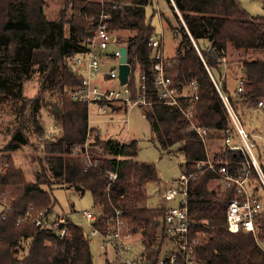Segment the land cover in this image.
Segmentation results:
<instances>
[{
	"label": "trees",
	"instance_id": "1",
	"mask_svg": "<svg viewBox=\"0 0 264 264\" xmlns=\"http://www.w3.org/2000/svg\"><path fill=\"white\" fill-rule=\"evenodd\" d=\"M165 1L170 9V14L163 16L166 30L178 38L175 56L173 60L168 58L171 64L167 71L175 84L196 82L194 118L209 128L207 143L221 142L230 119L204 63L240 122L251 131L264 174V110L256 108L257 100L264 97V16L248 13L239 0ZM152 3L153 0H62L55 18H48L46 0H0V95H12L14 105L21 100L16 127L0 154V264H93L88 233L69 217L62 236L28 220L17 221L29 206L51 211L55 203L52 189L57 186L89 190L93 206L104 215L120 209L131 232L142 237L152 261L158 257L159 218L165 207L146 201L147 185L160 181L156 165L135 160L137 140L120 145L118 138H101L96 132L92 143L102 149L103 155L93 158L95 164L86 166L73 147L81 146L88 130L96 129L88 125L89 103L72 99L68 91L77 88L82 80L75 69V56L86 50V40L92 36L99 15L105 14L115 41L126 46L130 65L127 85L135 96L136 71H147L149 66L148 38L155 28L146 7ZM201 41L207 45L202 46ZM230 50L243 52L237 59H228ZM57 70L60 98L51 101L50 106L60 122V132L52 140L45 138L44 125L36 118L37 96L27 98L24 83L37 76L39 95L45 91L48 77ZM229 74L234 78L230 79ZM229 79L233 86L228 84ZM151 87L155 90L152 84ZM98 103L106 108L113 105ZM144 114L152 132L151 141L168 152L180 153L182 169H192L196 160L206 158L203 142L195 132L184 130L186 119L178 110L157 101ZM253 118L258 120L251 126ZM26 132L43 137L42 155L32 157L38 164L32 181L26 179L11 155L29 141ZM214 155L233 171L249 165L245 150H230L222 142ZM115 170L116 178L110 180L107 171ZM235 195L234 187H223L211 170L199 172L190 181L188 217L191 232L198 238V262L264 264V206L255 220L256 237L251 232H230L225 211ZM92 226L103 231L106 223L97 220Z\"/></svg>",
	"mask_w": 264,
	"mask_h": 264
},
{
	"label": "built area",
	"instance_id": "2",
	"mask_svg": "<svg viewBox=\"0 0 264 264\" xmlns=\"http://www.w3.org/2000/svg\"><path fill=\"white\" fill-rule=\"evenodd\" d=\"M106 17L105 14L99 15L92 36L86 41V50L75 56V69L82 76V80L77 88L69 89L70 97L88 103L118 101L124 103L127 110L138 107L143 112L158 101L175 108L183 115L186 119L184 130L195 132L206 150L205 159L196 160L192 169H182L177 178L158 191L157 203L165 207V213L159 218L160 250L154 262L148 251H145L142 237L135 236V233L131 232L120 209L115 208L110 216L104 215L101 210L98 211V214L92 210L82 212V216L90 222L91 233L101 234L103 247L112 250L114 258L108 260V264H202L197 261L195 255L198 238L192 234L189 226L188 197L190 181L203 170H211L223 187H234L236 195L229 199L225 211L228 231L251 232L256 237L255 220L264 206V174L257 161L255 142L251 138V131L245 128L230 107L227 95L221 90L220 84L215 81L208 66L204 63L207 75L217 87L230 119V124L222 136V144L230 150L242 149L246 151L249 165L242 170H231L220 156L216 157L214 152H209L207 148L209 128L201 125L194 118V105L198 98L197 84L195 81L175 84L173 77L167 71V66L171 64V61L163 55L164 34L162 28L159 32L154 31L148 38L149 66L147 71H136V92L132 97V91L127 85L128 80L126 83L120 84L118 79L119 47L124 44L115 41L114 34L107 28ZM109 45H113L114 48L107 52ZM102 53L105 56L110 55L116 58L118 64L116 67H111L108 72H103L99 79L100 81L102 79L103 81L115 80L119 87L108 85L101 87L99 80H91L92 75L100 71ZM151 84L155 90H152ZM240 90L241 87L238 88V91ZM98 107L102 108L101 105ZM104 107L103 105V109ZM256 108L264 110V97L257 100ZM87 140L88 136L81 146L75 144L73 150L79 149L84 153V144ZM118 140L120 145L127 143L122 138ZM89 151L90 149L85 152V155H80L86 166L96 163ZM99 151L97 150V152ZM252 169L255 171L254 176ZM107 174L110 180H114L117 170L107 171ZM171 201L175 204L169 205L168 202ZM24 220L33 222L41 228L56 230L59 236L64 234V225L69 221L67 216L55 214L53 210H35L32 206H29L17 218L18 222ZM97 220L106 223L105 230L101 231L92 226V222ZM135 237L139 238L140 248L136 249L135 256L132 257L131 240ZM156 249H158V245H156Z\"/></svg>",
	"mask_w": 264,
	"mask_h": 264
},
{
	"label": "rangeland",
	"instance_id": "3",
	"mask_svg": "<svg viewBox=\"0 0 264 264\" xmlns=\"http://www.w3.org/2000/svg\"><path fill=\"white\" fill-rule=\"evenodd\" d=\"M244 9L248 13L253 15H263L264 16V3L261 0H239ZM62 0H46L45 12L48 18H55L58 11L61 9ZM147 16L151 15V23L155 28V31L159 32L162 28L164 34L163 42V55L166 58H172L176 53V44L178 41L177 37H174L170 31L166 30V24L164 22L163 16L170 14V9L165 0H153L152 5L146 7ZM169 18V17H168ZM91 38L89 36L87 40ZM86 40V41H87ZM202 42V41H201ZM206 42H202V46H206ZM114 46L109 45L107 52L113 50ZM240 52V51H239ZM239 52L230 50L226 56L228 59H237ZM241 51L240 53H242ZM252 52V51H249ZM254 52V51H253ZM252 52V53H253ZM101 67L98 73L93 74L91 80H99L100 75L103 72H108L111 67H116L118 60L113 56H105L103 53L100 57ZM173 60V58H172ZM58 70L55 71L51 76L48 77L46 82V89L41 94L38 95V90L40 87V82L37 76L33 79L26 81L24 83V95L27 98H32L37 96V107L36 118L44 125L45 138H53L57 135L59 130V121L53 116L51 111V101L58 100L60 98V83L58 81L59 75ZM224 72V71H223ZM234 74H229L230 79L234 78ZM229 85L233 86V80L230 81ZM237 84V83H236ZM108 85L112 87H119V84L115 80H105L100 81V86ZM16 89L14 88V92ZM69 91V90H68ZM12 95H0V154L5 143L10 139L12 131L17 124V110L21 104V100L17 101L18 105L12 103ZM113 102L112 107H104L105 111L99 109L98 102H90L88 109V125L93 127L95 130H88L87 136L88 140L84 144V153L82 151L74 150V153L83 156L85 152L90 149L89 152L92 153L93 158H98V156L103 155V151H99L96 144H93V137L95 132H98L101 138H122L128 142L130 139L137 140L138 152L135 156V160L138 162H153L159 172L160 181L156 183H150L147 185V203L150 205H155L157 203L158 191L161 187H164L172 179L179 176L182 170V165L184 163L183 156L178 152H168L165 149H161L158 144L151 141L152 132L148 120L141 108L135 107L132 109L125 108L118 101ZM60 108V102L58 103ZM102 106V105H101ZM118 106V107H116ZM103 107V106H102ZM257 112V111H255ZM259 114L258 112L256 115ZM262 118V117H261ZM257 118L252 119V125L257 124ZM89 133V134H88ZM43 134V136L45 135ZM29 137L27 143H22V145L13 151L11 155L13 157L16 166L21 167L24 172L26 179L32 181L35 179V173L38 168L37 158H32L35 156L42 155L43 143L40 135L34 134L32 132H26ZM86 136V137H87ZM222 142V140H221ZM221 142L210 143L207 148L210 153H213L219 148ZM98 150L99 152L95 151ZM87 156V155H86ZM264 163V155L261 159ZM52 196L55 199L54 206L52 208L55 214L65 215L69 217L73 222L81 225L85 232L89 236V245L92 253L93 264H108V260L114 258L113 252L110 248L103 247V238L99 233H91L89 226V221L82 216V212L85 210H92L94 213L98 214L99 210L93 206L91 193L89 190L80 192L72 187L60 186L52 189ZM169 205H174L175 202H168ZM2 209V204L0 203V211ZM135 236L141 237L138 233ZM135 237L131 240L132 253L131 256H135L136 249L140 248L139 238Z\"/></svg>",
	"mask_w": 264,
	"mask_h": 264
},
{
	"label": "water",
	"instance_id": "4",
	"mask_svg": "<svg viewBox=\"0 0 264 264\" xmlns=\"http://www.w3.org/2000/svg\"><path fill=\"white\" fill-rule=\"evenodd\" d=\"M209 51L215 55V51L209 47ZM120 57H119V64H118V79L120 84H124L127 82L129 73H130V65L127 62V49L125 45H121L119 47ZM55 109L56 106H55Z\"/></svg>",
	"mask_w": 264,
	"mask_h": 264
},
{
	"label": "bare ground",
	"instance_id": "5",
	"mask_svg": "<svg viewBox=\"0 0 264 264\" xmlns=\"http://www.w3.org/2000/svg\"><path fill=\"white\" fill-rule=\"evenodd\" d=\"M221 150H222V149H221ZM238 150H239V149H238ZM65 153H66V152H65ZM192 162H193V161H192ZM189 163H190V162H189ZM189 163H188V164H189ZM190 164H191V163H190ZM190 164H189V165H190ZM230 165H231V164H230ZM187 166H188V165H187ZM192 227H193V223H192ZM193 230H194V229H193ZM193 233H194V232H193ZM257 238H258V237H257ZM197 250H198V249H197Z\"/></svg>",
	"mask_w": 264,
	"mask_h": 264
},
{
	"label": "crops",
	"instance_id": "6",
	"mask_svg": "<svg viewBox=\"0 0 264 264\" xmlns=\"http://www.w3.org/2000/svg\"><path fill=\"white\" fill-rule=\"evenodd\" d=\"M105 109H107V108H105ZM105 109H103V107L101 108L102 111H105ZM173 180H174V179H172L171 181H173ZM171 181H170V182H171Z\"/></svg>",
	"mask_w": 264,
	"mask_h": 264
}]
</instances>
